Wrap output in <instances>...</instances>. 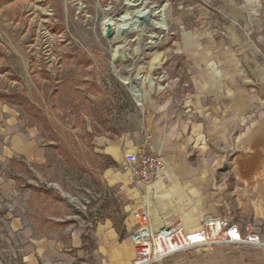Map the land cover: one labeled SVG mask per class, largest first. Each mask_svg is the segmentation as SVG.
<instances>
[{"label":"rangeland","instance_id":"obj_1","mask_svg":"<svg viewBox=\"0 0 264 264\" xmlns=\"http://www.w3.org/2000/svg\"><path fill=\"white\" fill-rule=\"evenodd\" d=\"M233 34L260 68L264 0H0V107L36 140L33 157H9L0 140V264H98L106 219L130 239L144 186L130 182L134 208L127 180L110 182L126 169L100 144L144 140L155 152L164 103L187 101L195 62L214 63ZM38 241L54 245L29 261Z\"/></svg>","mask_w":264,"mask_h":264},{"label":"crops","instance_id":"obj_2","mask_svg":"<svg viewBox=\"0 0 264 264\" xmlns=\"http://www.w3.org/2000/svg\"><path fill=\"white\" fill-rule=\"evenodd\" d=\"M230 43L215 55L214 63L195 62L194 91L187 101L176 97L164 103L159 122L164 131L152 134L151 148L164 158L165 169L142 188L141 196L140 207L151 229L174 223L198 229L204 214L212 213L228 217L242 233L248 228L259 231L264 240V64L254 67L250 49L236 34L230 36ZM2 111L10 113L7 119ZM11 113L10 108L0 107V140L11 143L7 155L33 157L35 135L20 129ZM100 146L125 169L124 155L135 148L121 139ZM117 173L109 170L110 182L127 180L134 208L139 207L141 197L131 186L128 171L125 178ZM137 215L125 219L126 231L137 225ZM13 225L19 229L20 220L14 219ZM94 238L97 254L102 255L98 264H131L136 256L131 240L120 237L110 220L96 226ZM81 243L78 231L73 234V247ZM53 245L35 242L29 261ZM157 264H264V247L237 242L201 245Z\"/></svg>","mask_w":264,"mask_h":264},{"label":"built area","instance_id":"obj_3","mask_svg":"<svg viewBox=\"0 0 264 264\" xmlns=\"http://www.w3.org/2000/svg\"><path fill=\"white\" fill-rule=\"evenodd\" d=\"M129 180L136 187L153 182L165 169L164 158L146 149L141 140L132 152L124 155ZM136 256L131 264H157L163 259L196 246H212L221 243H247L264 247L259 231L248 228L242 233L228 217L220 214H204L200 227L187 230L181 223L151 229L145 210L137 215V225L130 233Z\"/></svg>","mask_w":264,"mask_h":264},{"label":"bare ground","instance_id":"obj_4","mask_svg":"<svg viewBox=\"0 0 264 264\" xmlns=\"http://www.w3.org/2000/svg\"><path fill=\"white\" fill-rule=\"evenodd\" d=\"M127 32V31H126ZM118 56V55H117ZM136 93H138L139 94V90L137 89V91H135ZM137 96V95H136ZM139 96V95H138Z\"/></svg>","mask_w":264,"mask_h":264},{"label":"trees","instance_id":"obj_5","mask_svg":"<svg viewBox=\"0 0 264 264\" xmlns=\"http://www.w3.org/2000/svg\"><path fill=\"white\" fill-rule=\"evenodd\" d=\"M120 237H122V236H120Z\"/></svg>","mask_w":264,"mask_h":264}]
</instances>
